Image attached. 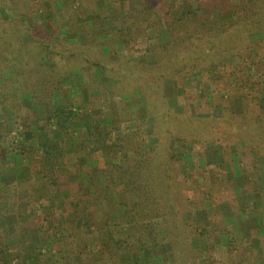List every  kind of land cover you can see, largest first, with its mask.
Masks as SVG:
<instances>
[{
  "label": "rangeland",
  "instance_id": "374dc122",
  "mask_svg": "<svg viewBox=\"0 0 264 264\" xmlns=\"http://www.w3.org/2000/svg\"><path fill=\"white\" fill-rule=\"evenodd\" d=\"M18 1L21 2L22 0ZM119 1L123 2L122 13L135 5L140 6V0H76L74 2L72 5L73 11H75L74 14L79 13L77 14L79 18L76 16V22H87L90 36L94 35L90 41L84 39L90 37H86V31L83 30L80 33V37H78V30H72V33H70L66 23L55 22L59 30V33H53V38L58 43L57 46L68 49L70 44H74L82 50L86 49L84 48L85 45H88L90 50L88 52L89 57L96 59L100 55L99 57L102 59L99 62L107 66V69H102L100 68L101 66L91 68L89 66L90 63L83 64L81 67L79 66V69L72 71L70 74L72 76L64 82V86L66 83L67 85H76L77 90L75 89V94H73L77 96L76 99H78L79 95L82 100L84 99L83 105L79 109H74L72 105L77 112V120L73 123H78L81 128L73 130L71 129L72 124L69 135L64 138L66 147L77 153L76 162L74 161L75 176L77 180L79 178L90 186H96L95 177L91 178L88 176L89 169H95L97 170L96 173L99 174L100 181L98 182V187L96 186V189L92 191H80L79 189H67L66 191V187L62 188L63 191H57L53 183H56L59 176L54 172L53 175L45 179V182L48 183L46 185L49 189V196L60 197V199H55L56 203L60 200L59 204L52 206L47 199H38L39 202L37 203H34L33 200L25 208V212H27L26 215L37 217L38 220L34 223L26 224L20 219L19 223V228H24L27 232H30V227L33 228L34 234L37 236L35 237L36 239L32 238L40 246V250L31 255L35 262L44 264L47 259L49 264L53 262L58 264H84V262L101 264V256L97 252V247L89 245V249H84L74 246L77 230L68 221V218L69 216L73 218H84L85 216L91 221H98V217L102 212H97V207L98 205L104 207L109 203L104 199L106 196L112 200H123L122 186L107 188L105 196H103L104 194L101 191V188L106 186V176L114 170V166H124L127 161L138 157L146 158L148 150L156 144L159 146V156H166L165 138L161 134L158 137L153 135V130L162 127L164 120L162 118L155 120L154 116L151 115L162 117L161 113L163 110L161 109L163 108L158 106L159 100L156 97L149 98V96L146 98L140 91L141 84L144 86L148 83L155 87L154 91H156V94L161 95L165 107L169 110L168 123H173L175 125L173 127L179 130L177 126L179 123L189 126L190 121H193L191 124L197 121H205L206 124L203 126H206L208 131L210 126L223 135L224 144L219 141L204 144L201 142L192 143L191 140L187 139L182 144L174 145L173 152L178 158L175 161L176 165L172 164V168L169 165L171 174L174 176L178 175L176 178L178 179L181 173L184 174L188 171L199 170L207 173L210 169L211 172L208 175L212 176H218L216 173L220 174L222 172L229 182V186H226V184L220 185V192L217 194L219 198L215 200V205L217 204V206L214 211L216 213L213 216L221 215L220 219L225 225L231 226L233 236L237 239L243 238V235L246 234H249L250 237H255L259 236L260 231L262 233V229H259L258 224L261 222L260 218L262 215L260 212L262 206L264 209V205H259L260 199H258L257 186L259 189H264V144L259 145L262 148L259 151L255 149L249 151L248 147H245L235 139L236 136L234 134L228 133L226 125L231 119L240 120L241 101L237 97V92L231 93L230 90L245 80H247L246 83L250 81L249 83H252V85L248 84V86L244 87V93H249L251 98H255L256 103H258L257 107L264 111V60L263 62L260 60L264 58V26L261 30L249 35H243L244 33H241L242 28H236L238 30H236L234 36L244 38L241 40H247L246 44L249 45V47H243V45L242 51H238L237 56H218L216 54L207 57V54L203 53L200 56L201 61L199 60L198 63H195L196 65L192 64L191 71L188 68L187 72H184L185 74L182 72L178 76H166L157 79L155 75H157V72L161 73V69L164 67L159 69L157 46L168 39L167 20L169 17L178 16L181 8L185 10L193 8L195 2L193 0H182V2L180 0H147L146 9L150 10V12L153 11L154 16L148 15V17L142 19V16L138 15L137 12L134 13V21L136 20V22L128 25L131 30L128 29L129 34H127L129 37H126V21H123L124 14H121L120 10L104 9L105 6L117 7ZM65 4V0H23L22 5L29 10L30 18L38 26L44 22L46 17L48 18L45 13L47 9L63 10ZM93 7L103 11V13L96 15L92 9ZM139 10L143 11L142 8ZM142 14L146 15L144 12ZM6 18L1 17L2 20ZM130 20L132 19L130 18ZM77 28L78 26L74 29ZM5 29L9 30L10 28L7 25H0L1 34ZM230 37L232 36H226L228 39ZM22 41L30 42L29 36L23 35ZM97 42L100 43L98 46ZM227 42L229 41L227 40ZM95 49L96 51L94 52ZM242 58L258 61L257 64L255 63L256 69H258L253 71V76L250 75L252 81L245 77L246 74L241 75L242 67L240 69L236 68V64ZM4 64L5 62L3 66ZM4 68L2 70L3 74L9 75V70ZM236 69L239 70L236 72ZM147 75L150 76L148 80ZM136 81L139 85H135ZM88 83L95 84L97 95L103 97L99 101L98 107L94 102L89 101L90 97L95 99L97 95L93 91L94 89L92 90L93 93L87 94L89 93L87 90ZM104 88H109V90L105 93ZM9 89L6 87L4 90ZM52 93L51 100L53 104H57L59 101L73 103L75 98L71 99L67 90V97L63 99H60V95L56 90H53ZM249 95L246 98H249ZM23 96L25 99L29 98L26 94H23ZM19 99L17 98L16 101ZM248 112L251 115L255 114L253 106L249 108ZM250 114L248 115L251 116ZM179 115L181 118L178 119L177 116ZM8 120L12 122L7 124ZM32 121L30 120L29 122L30 126L35 125ZM109 123L112 125L106 130V135L104 136L106 145L110 146L107 154L100 150L87 153L86 150L78 147L79 139L84 134L83 132H87L86 134H91L92 132L100 134L98 126H106ZM195 125L185 129L187 135H189L190 128L192 129ZM18 130H21V126H18L16 119L14 120V117L10 119L2 111V100L0 97V147L1 142L4 146L8 145V147L5 146L6 149L3 152L0 148V163L2 156L6 152H20L19 154L25 157L28 154L42 151L40 150L41 148L37 150L26 148L28 139L32 136L31 134L40 136L42 132H39L38 129H31L29 133L26 130L22 135H17ZM208 133L200 129L195 131L193 135L197 134L196 136L204 139ZM57 134L59 135V133ZM228 141H232L231 147L225 144ZM161 142L163 144H160ZM179 145L182 151L178 154L177 148H179ZM24 149L25 152L22 153ZM79 152L84 155L79 157ZM71 161L73 160L68 159V163H71ZM41 163L42 159L37 165L39 169L42 167ZM60 163L59 157L55 162V166ZM68 166L70 165L68 164ZM245 173L252 176V181H243ZM62 176L64 177L65 174ZM208 183L209 181L202 184ZM50 184L53 185L54 190H51ZM13 186L8 191L0 186V200L3 202V198L5 199L6 208L9 210L5 218L12 217L17 209L18 203ZM60 186L62 187L63 184ZM98 196H101L100 200L97 198ZM73 204L75 206H72ZM253 204H256V206L253 207ZM236 205H239V210ZM207 209L206 211L198 210L195 217L199 221L211 224L210 219L208 220L206 215L209 216L211 214L212 208L207 205ZM103 212L102 216L105 220L111 221V218H115L114 211L110 212L108 207ZM5 218L4 221L6 222ZM55 224L58 226L54 227ZM10 226L6 222V226L0 228V242L9 247V251H11L10 253L7 252V255L6 252L0 249V260L6 262V264H22L23 259L27 256V254H23L25 253L24 250H31L32 244L26 243L24 246L19 247L20 243H17L15 246L12 239L15 238L16 233L12 231ZM13 229H15V226H13ZM81 231L84 232L80 236V241L85 240L89 244L94 233L89 234L88 231ZM223 234L217 235V233H213L214 239L212 238V241L208 242L192 238V242L199 241L195 246L198 247L199 252L203 253V256L198 258L194 264H204L208 252L214 255L216 261L227 262L226 235ZM163 237L161 219L156 218L153 220L151 228L142 234L143 247L138 246L137 253L126 248V253L120 254L118 261L111 264H173L170 246L160 242ZM248 246L250 245L248 244ZM72 248H74V252L70 254ZM88 252L92 253L88 254ZM7 259L8 261H6ZM0 264H2L1 261ZM179 264L192 263L190 261L183 263L182 261Z\"/></svg>",
  "mask_w": 264,
  "mask_h": 264
},
{
  "label": "trees",
  "instance_id": "16d2710c",
  "mask_svg": "<svg viewBox=\"0 0 264 264\" xmlns=\"http://www.w3.org/2000/svg\"><path fill=\"white\" fill-rule=\"evenodd\" d=\"M75 1L65 0L66 4L63 10L47 9L45 13L48 18L46 17L44 22L37 26L30 18L29 10L22 5L23 0L21 2L18 0H0V15L3 18L7 17L5 20L0 17V25H7L10 28L9 30L5 29L2 34L0 33V64L3 66L5 62L3 67L0 65L2 111L10 119L14 117L18 126H21V130L17 131V135H22L26 130L28 133L31 132L33 126L39 132H56L60 135L58 140L49 143H41L37 137L39 148L43 152L40 172H42L44 179L53 175L55 162L63 152L62 140L66 135H69L72 123L77 120V112L72 107L73 103L59 101V103L53 104L51 100L52 91L56 90L60 95V99L67 97L64 82L72 76L70 75L72 71L79 69V66L81 67L83 64L90 63L91 68L101 66L100 68L107 69V66L99 62L102 59L99 57L100 55L96 58L97 61L89 57L88 45H85L84 48L86 49L82 50L74 44L69 45L71 50L70 48L64 49L57 46V40L53 38V33H59L55 22L66 23L70 33H72V30H78V37H80L83 30L86 31V37L90 36L87 22H76L79 13L74 14L75 11H73L72 5ZM180 1L182 2V0ZM193 1L195 2L193 8L189 10L181 8L178 16L169 17L167 20L168 39L157 46L159 69L164 66L161 73L157 72V75H155L157 79L166 76H178L182 72L185 74L184 72H187L188 68L191 71L192 64L196 65L195 63L199 62L203 53L207 54V57L216 54L218 56H237L238 51H242L243 45V47H249V45L246 44L247 40H241L244 38L234 36L236 30H238L236 28H242L241 33L249 35L261 30L264 26V0ZM122 3L121 1L118 2V8L110 6L103 8L120 10V13L124 14L126 37H129L128 29L131 30V27L128 25L136 22L133 14L137 12L138 15L142 16V19H145L148 15L154 16V12L146 9L147 0H140V6L135 5L124 13L121 12L123 11ZM138 6L139 8H137ZM140 8L143 11H140ZM92 9L96 15L103 13L97 8L93 7ZM148 20L150 21L149 18ZM44 23L46 24L44 25ZM76 26L78 28L74 29ZM23 35H28L30 42H23ZM227 35L232 37L228 39L226 38ZM93 37L94 35L84 39L90 41ZM99 44L97 42V46ZM260 60L263 62L264 58ZM257 62L255 59L242 58L236 64V68L240 69L242 67L241 75L246 74L245 77L250 79V75L253 76V71L258 69L255 66ZM259 63L261 64V62ZM3 68L9 70V75L3 74ZM239 69H236V72ZM149 78L150 76L147 75V80ZM246 81L230 90L231 93L237 92L236 94H238L237 97L241 101V113L239 114L240 120L231 119L226 126L228 127V133L234 134L235 139L248 147L249 151L252 149L259 151L262 149L259 145L264 144V111L257 107L258 103H256L255 98H251L249 93H244L243 88L248 84L252 85V83H249L250 81L248 83ZM135 85H139L138 82ZM6 87L10 89L4 90ZM87 90L89 91L87 94L93 93V91L96 93L95 84L88 83ZM108 90L109 88H104L105 93ZM154 90L155 87H152L151 83L144 86L141 84V93L146 98L149 96V98L156 97L159 100L158 106L163 108L161 109L163 110L162 117L151 115L154 116L155 120L161 118L164 120L162 127L153 130V135L158 137L161 134L165 138L166 156H159L160 150L158 151L159 146L156 144L153 145L152 150L150 149L151 151L148 150L146 158L138 157L127 161L124 166H114V170L106 176V186L101 188V191L105 196L107 188L122 186L123 200H112L106 196L104 199L109 203L104 207L98 205L97 212L104 214L103 210L108 207L110 212L114 211L115 218L110 216L111 221L105 220L101 214L98 221H91L85 216L84 218L69 216L68 221L77 230L74 246L89 249L88 246L93 245L98 248L97 252L101 256L100 263L111 264L118 261L120 254L126 253V248L136 252L138 246L143 247L142 234L151 228L153 220L157 218L161 219L163 226L164 237L160 239V242L170 246L173 264H179L182 261L183 263L189 261L192 264L196 263L197 259L203 256V253L199 252L198 247L195 246L199 241L192 242V238L208 242L212 241L213 233H217V235L224 233L223 235H226L227 262L216 261L214 255L208 252L204 264H264V221L258 224L263 234L261 233L262 235L254 241L248 237L237 239L233 236L231 226L225 225L220 219L221 215L213 216L216 213L214 211L217 206L215 200L219 198L217 194L220 192V185L226 184V186H229V182L222 172L220 174L216 173L218 176H212L208 175L211 172L210 169L207 173L199 170L188 171L184 174L181 173L178 179H176L178 175L171 174L169 165H171V168L172 164L176 165L175 161L178 158L173 152L174 145L182 144L187 139L191 140L192 143L201 142L204 144L219 141L224 144L222 133L217 132L210 126L208 131L206 126H203L206 124L205 121L195 122L196 125L192 129L190 128L189 135L186 134L185 129L194 125L191 124L193 121L189 122V126L179 123L177 125L179 130L176 129V127H173L175 126L173 123H168L169 110L165 107L161 95L156 94ZM23 94L28 95L29 98L25 99ZM247 95H249V98H246ZM17 98L20 99L16 101ZM102 98V96L97 95L95 99L90 97L89 101L94 102L98 107V103ZM78 100L80 107L83 105L80 95ZM251 106L254 108V115L248 112ZM177 118L179 119L181 116L179 115ZM30 120H33L32 122L35 125L30 126ZM10 122L12 121L8 120L7 124ZM111 125L109 123L106 126H98L100 134L94 132L86 134L87 132H83L78 147L86 150L87 153L100 150L107 154L110 146L106 145L104 136ZM200 129L209 132L204 139L196 136L197 134L193 135L195 131ZM31 135L33 136V134ZM225 144L231 147L232 141ZM178 147L177 153L179 154L182 150L180 145ZM3 151H5V148H3ZM204 175L208 176L203 177ZM251 177L250 174L245 173L243 181H252ZM207 181H209L208 184H202ZM7 189L9 190V186H7ZM97 198L100 200L101 196ZM5 203L4 198L3 202L0 200V228L6 226L4 218L6 213L9 212ZM207 205L212 208L211 214L208 212L210 215H206L211 224L199 221L195 217L198 210H208ZM72 206H75V204ZM236 208L239 210V205H236ZM57 226V224L54 225V227ZM81 230L88 231L89 234L94 233L89 244L85 240L80 241V236L84 232ZM0 249L7 253L10 248L0 242ZM71 252H74V248L70 250V254ZM91 253L88 252V254ZM0 261L2 264H6L2 260ZM22 264L42 263L35 262L32 256H26ZM44 264H49V261L46 259ZM84 264L89 263L84 262Z\"/></svg>",
  "mask_w": 264,
  "mask_h": 264
},
{
  "label": "crops",
  "instance_id": "0c3cea01",
  "mask_svg": "<svg viewBox=\"0 0 264 264\" xmlns=\"http://www.w3.org/2000/svg\"><path fill=\"white\" fill-rule=\"evenodd\" d=\"M64 88L68 91L71 99L75 97L73 101L74 109H79V100L76 99L77 96L74 95L75 89L77 90L76 85L72 86V85H67L66 83ZM72 124L73 125L71 129L73 130L76 128L77 130H79L81 128V125H79L78 123H72ZM31 129L35 130L36 128L32 127ZM37 137H38L39 142L49 143V142L58 140L60 136L56 132L50 133L47 131L42 132L40 136L33 134V136H30V139H28L26 148L28 149L34 148L35 150L40 149L38 142H37ZM5 146L1 142L0 148L2 152H3V148L6 149L7 146L6 147ZM24 152H25V149L22 151V153ZM19 153L18 152H15V153L6 152L5 155L2 156L1 158L2 160L0 163V186L2 187V189H6V191H8L7 186H10L9 188L10 190L12 185H14L13 191L16 193V199L18 203L17 209L12 217L10 218L7 217L5 218V220L7 223L11 225L10 227L12 231L16 233L15 238L12 239V242L15 244V246L17 243H20L19 247L24 246L26 243L32 244V249L31 250L26 249L24 250L25 253H23L25 255L27 254V256L29 255L31 256L33 255L32 253L40 250V246L33 240L37 236L34 234L33 228L30 227V232H27L24 228H19V223H20V219L26 224H30V222L34 223L36 220H38V218L30 217V215L29 216L26 215L27 212H25L26 211L25 208L29 206V204L32 203L33 200H34L33 201L34 203L39 202L38 199H47L48 201L51 202L53 206L55 204H59L60 200L56 203L55 199H60V197L56 198L53 196H49V193H48L49 189H48V186L46 185L48 183L45 182V179L42 177V173L40 172L39 167H37V165L40 163L42 156H43L42 151L34 152L33 154H28L25 157H22V155H20ZM76 154L77 153H74L73 150H70L66 147V140L64 139L63 140V152L60 156L61 163L55 166V171H54L59 176V179L56 181L58 185H56V183H53V185L55 186L54 188H56L57 191L58 190L63 191L62 188L64 187H66V191L67 189H70V190L79 189L80 191H87V190L92 191L96 189V186L98 185V182L100 180H99V174L96 173L97 170L95 169L94 170L89 169L88 176H90L91 178L95 177L94 181H95L96 186H90L79 178L77 180L75 176L76 173H74L75 172L74 163L76 162V159H75ZM83 155L84 154H81L79 152V157ZM68 159H72L73 161H71V163H68ZM68 164L70 166H68ZM64 174L65 176L63 177L62 175ZM61 184H63L62 187L60 186ZM50 185H51L50 186L51 190H54L53 185L52 184ZM259 190L261 191L259 192ZM257 191H258V199H260L259 205H264V189L262 188L259 189L257 186ZM254 206H256V204H253V207ZM261 209L262 210L260 213L262 217L260 218V221L262 222L264 221L263 206ZM13 226H15V229H13ZM260 234H261V231H260ZM260 234L259 236H255V237H250L249 234H246V235H243V238L248 237L256 241V239L260 237ZM22 251H23V248H22ZM7 252L10 253L11 251H9L8 249ZM16 254H18V252H16Z\"/></svg>",
  "mask_w": 264,
  "mask_h": 264
}]
</instances>
